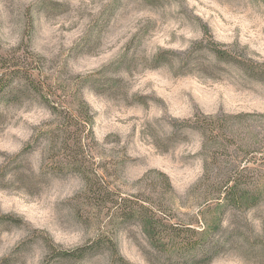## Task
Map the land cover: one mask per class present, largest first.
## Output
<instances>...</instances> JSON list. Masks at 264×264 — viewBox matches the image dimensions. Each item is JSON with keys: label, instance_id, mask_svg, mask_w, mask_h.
I'll return each mask as SVG.
<instances>
[{"label": "rangeland", "instance_id": "374dc122", "mask_svg": "<svg viewBox=\"0 0 264 264\" xmlns=\"http://www.w3.org/2000/svg\"><path fill=\"white\" fill-rule=\"evenodd\" d=\"M0 51L89 109L86 173L217 237L199 264H264V0H0ZM63 123L20 80L0 96V264L167 261L140 222L95 204L82 171L57 168ZM230 178L239 201L221 194ZM100 234L118 252L50 248Z\"/></svg>", "mask_w": 264, "mask_h": 264}, {"label": "trees", "instance_id": "16d2710c", "mask_svg": "<svg viewBox=\"0 0 264 264\" xmlns=\"http://www.w3.org/2000/svg\"><path fill=\"white\" fill-rule=\"evenodd\" d=\"M207 30V27H205ZM207 32V31H206ZM219 57L223 58L224 49L210 47ZM38 67L26 54L16 52L2 53L0 51V96L12 86L14 81L20 80L21 90H33L48 108L56 114L63 115L64 123L61 128L63 132L65 153H57L55 159L57 168L66 169L68 165L82 171L86 186L92 191L96 205H104L113 208V214L120 220H136L142 224L149 237L150 245L155 252H169V259L160 261L158 256L149 259L154 264H199L206 262L213 254L219 251L221 243L212 233H207L204 228H199L187 223L173 221V215L167 213L164 205L148 201L147 199H136L132 196L117 195L108 184L104 185L89 173H86L85 162L90 150L88 138L93 136L92 114L88 108H68L60 103L51 91V85L35 74ZM60 156V157H59ZM55 157V155H54ZM221 194L228 199L230 194L240 200L241 189H238L239 179L225 181ZM240 193V195H239ZM234 198V197H233ZM223 200V197H221ZM218 229V228H217ZM111 243L112 252H118L116 243L105 234L98 235L92 243H87L76 249H57L50 247L54 254L60 257L77 255L78 257L88 253L95 246H103ZM158 260H156V259ZM156 260V261H153Z\"/></svg>", "mask_w": 264, "mask_h": 264}]
</instances>
